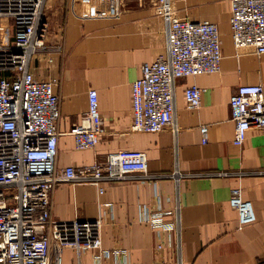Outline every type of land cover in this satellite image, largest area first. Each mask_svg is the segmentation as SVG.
I'll return each instance as SVG.
<instances>
[{"label": "crops", "instance_id": "obj_1", "mask_svg": "<svg viewBox=\"0 0 264 264\" xmlns=\"http://www.w3.org/2000/svg\"><path fill=\"white\" fill-rule=\"evenodd\" d=\"M46 45L33 55L37 79L57 80L61 117L57 167L103 161L121 149L144 151L148 174L97 184L64 182L52 196L56 220H98L103 264H263L264 128L252 127L242 146L234 144L230 99L245 84L264 87V55L236 48L230 26V0H49ZM176 17L211 21L222 39L219 73L176 80L174 129L131 133L132 83L143 63L166 53L162 20ZM203 88L200 107H188L184 90ZM98 92L105 134L90 150H77L68 132L88 109V92ZM209 127L202 142L201 126ZM240 188L253 205L256 221L241 225L229 203ZM101 189L103 190L101 192ZM170 212L172 229L154 227L146 214ZM97 249L81 255L98 264ZM70 264H78L73 249Z\"/></svg>", "mask_w": 264, "mask_h": 264}, {"label": "built area", "instance_id": "obj_2", "mask_svg": "<svg viewBox=\"0 0 264 264\" xmlns=\"http://www.w3.org/2000/svg\"><path fill=\"white\" fill-rule=\"evenodd\" d=\"M48 1L0 0V264H63L67 248L75 251L78 264L83 252L97 249L96 261L103 264L105 257L119 252L102 251L100 221L54 219L53 193L64 182L99 185L147 175L148 157L144 151L121 149L90 165L57 167L58 81L37 79L30 70L33 55L45 47L49 35ZM167 2L156 0L160 6ZM230 5L234 46L264 55V0H230ZM162 23L166 53L143 63L140 77L132 83L131 133L174 129L176 80L222 69L216 23L176 17ZM203 91L198 85L184 90L188 107H200ZM88 100L87 111L68 132L81 151L94 149L105 134L97 90L88 92ZM230 110L234 144L242 146L252 127L264 128L263 85L239 86L231 96ZM201 133L207 143L209 127L202 125ZM229 203L241 225L256 221L253 205L243 199L240 188L231 190ZM169 213L146 214L145 221L172 229L173 223L164 221Z\"/></svg>", "mask_w": 264, "mask_h": 264}, {"label": "rangeland", "instance_id": "obj_3", "mask_svg": "<svg viewBox=\"0 0 264 264\" xmlns=\"http://www.w3.org/2000/svg\"><path fill=\"white\" fill-rule=\"evenodd\" d=\"M165 37H166V35H165ZM69 258H70V255L66 254V255H65V258H64V263H65V264H70V262H69Z\"/></svg>", "mask_w": 264, "mask_h": 264}]
</instances>
